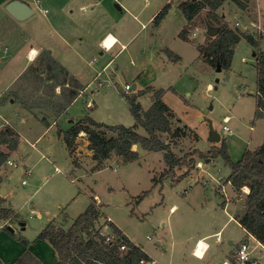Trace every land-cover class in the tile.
<instances>
[{
	"label": "rangeland",
	"instance_id": "rangeland-1",
	"mask_svg": "<svg viewBox=\"0 0 264 264\" xmlns=\"http://www.w3.org/2000/svg\"><path fill=\"white\" fill-rule=\"evenodd\" d=\"M12 1L0 0V132L11 127L19 133L20 142L8 159L17 166L5 162L0 169V206L15 213L12 219L0 220L3 264L16 261L26 250L23 240L31 242L29 250L43 264H58L54 247L49 241L37 240L38 236L50 222L69 228L94 196L101 207L97 227L102 225L105 230V225L111 226L109 219L149 254L151 264H223L231 261L243 243L248 244L251 261L264 264V248L234 219L243 208L246 192L237 194L227 183L231 164L222 155L209 161L198 157L200 152L221 146L222 141H212V131L225 140L231 163L264 144V113L257 115L254 55L264 52V39L254 46L243 38L235 47L231 66L219 71L205 62L199 50L216 38L217 32H210L219 27L207 22L208 10L188 26V39L180 36L188 25L179 8L186 0H20L34 10L23 21L7 12ZM167 4L171 5L167 15L156 25L154 18ZM218 15L233 30L245 32L236 22L250 25L259 15L264 27V0H252L246 10L226 2ZM118 29L128 38L123 41L125 48L119 43L104 52L93 44L101 32L117 33ZM5 33L15 34L14 40L5 42ZM112 42L110 37L106 45ZM31 47L53 50L83 86L61 117L51 109L25 106L24 102L33 104L46 95L58 96L62 90L46 83L50 72L44 71V51L23 72ZM19 72L23 78L14 84L12 78ZM126 85L131 87V96L148 88L163 89L164 102L177 115L175 126L198 135L196 142L190 137L163 136L179 156L192 154L200 161L195 168L175 169V177L190 171L180 182L173 183L171 178L153 181L167 168L164 154L139 147L137 161L124 164L113 157L103 169H96L85 134L76 141L74 158L80 166L73 164L60 135L73 121L90 116L107 125H136L130 104L122 96ZM137 100L148 110L152 92ZM224 125L231 132L224 131ZM138 132L145 135L141 127ZM0 149L9 152L5 145ZM27 170L32 171L30 176ZM23 180L27 183L22 184ZM199 239L209 244L206 253L204 241L195 247ZM194 247L195 254L203 258L192 254Z\"/></svg>",
	"mask_w": 264,
	"mask_h": 264
},
{
	"label": "trees",
	"instance_id": "trees-1",
	"mask_svg": "<svg viewBox=\"0 0 264 264\" xmlns=\"http://www.w3.org/2000/svg\"><path fill=\"white\" fill-rule=\"evenodd\" d=\"M252 0H186L180 3L179 8L188 22L180 36L188 39L189 27L195 19L204 11H209L207 18L209 23L218 24L216 38L199 47L200 53L205 62L219 71L231 66L235 47L245 38L254 46L259 44L249 34L243 31L233 30L218 15L219 9L226 3H233L238 9L246 10ZM170 4H167L161 12L154 18L153 22L159 25L161 20L167 15ZM211 19V20H209ZM208 23V24H209ZM189 26V27H188ZM47 70L50 72L46 78L50 81L47 85L62 88L60 94L46 95L36 103L24 102L29 109L41 108L51 109L55 116L61 117L66 114L69 107L80 95L83 86L79 81L71 76L68 71L59 65L49 52L45 53ZM257 57V115L261 114L260 108H264V52H256ZM62 77L61 81H57ZM54 89V88H53ZM152 92V105L148 110H144L138 102V96ZM133 95V94H132ZM57 96V99H54ZM123 98L130 104V110L135 118L136 125L126 127L121 124L107 125L96 121L90 116H85L72 124L71 128L63 133V139L70 153L75 166L80 163L74 158L76 141L81 133H85L89 142V150L92 151V159L96 161V169H103L105 162L113 157L120 158L124 164L135 162L140 155L134 147L137 146L147 152H163L164 162L167 168L162 172L161 178H153L159 182L166 178H171L173 183L180 182L189 176V170L180 177H175V169L184 167L195 168L199 164V159L211 160L219 155L231 164L232 172L227 178V183L231 184L234 191L240 194L243 188H249L246 194L243 208L238 211L234 219L264 246V144L254 151H247L238 163H231L227 152L225 140H221V146L208 152L198 153L197 159L192 154L179 156L172 148V144L163 139L164 135L174 137H190L195 142L199 137L197 134H188L187 127H176L177 115L171 107L164 102V90H153L148 88L139 91L137 94L123 92ZM6 101V99H5ZM4 102V101H3ZM176 120V123H175ZM141 127L145 130V135L138 132ZM20 142L19 134L11 127H6L0 132V145L7 146L9 152L0 149V169L8 161L10 153L18 149ZM191 170V169H190ZM141 198V197H140ZM101 215V207L95 197L84 213L75 219L69 228H64L54 222H50L40 233L37 240L49 241L58 255V264H141V260L150 262V256L142 248L133 243L116 225L109 222L113 239L109 242L106 237L100 234L101 227H97ZM15 217L12 209L0 206V220H9ZM13 232V230L9 229ZM26 250L20 257L10 264H43L30 250V243L23 240ZM125 246V250L121 247ZM231 264H238L235 255L230 258ZM0 264L3 262L0 260ZM246 264H259L249 261Z\"/></svg>",
	"mask_w": 264,
	"mask_h": 264
},
{
	"label": "built area",
	"instance_id": "built-area-1",
	"mask_svg": "<svg viewBox=\"0 0 264 264\" xmlns=\"http://www.w3.org/2000/svg\"><path fill=\"white\" fill-rule=\"evenodd\" d=\"M38 4H40L41 2L40 1H37ZM236 26L237 27H243L244 31L246 33H248L249 35H251L252 37H254V39L258 42H261L263 39H264V27H263V24H262V19H261V16L259 15L258 16V19L257 21L255 22H251L250 25H242V23L240 21L236 22ZM253 31H252V30ZM109 36H106L102 41H101V45L103 47V49H105L106 51H110L112 49V47L114 46L115 44V41L112 42L110 45H106V41L108 40ZM131 90V87L129 85H126L125 87V91L126 93H128L129 91ZM258 92H257V96H258ZM261 112L264 113V108H260ZM228 120L229 118L226 117L224 122L225 123H228ZM224 131H228V132H231V130L229 129L228 126L224 125L223 127ZM7 164L10 165V166H17L15 162L11 161V160H8L7 161ZM199 166V165H198ZM201 167V166H200ZM32 173L31 170H27L25 172L26 176H30ZM27 181L26 180H23L22 184H26ZM246 188V187H245ZM243 188V189H245ZM109 222H111L109 219H107ZM108 225H105V230L104 229H101L100 230V234L101 235H104L106 237V241L109 242L113 239V235H109V233H107V229H108ZM103 228V227H102ZM253 237V236H252ZM254 238V237H253ZM197 246V245H196ZM125 246H122L121 247V250H125ZM194 256L198 257L195 252H193ZM235 259L237 261L238 264H246L247 262L251 261L250 259V252H249V247H248V244L247 243H243L241 244L237 250L235 251ZM141 264H147L148 262H146L145 260H141L140 262Z\"/></svg>",
	"mask_w": 264,
	"mask_h": 264
},
{
	"label": "crops",
	"instance_id": "crops-1",
	"mask_svg": "<svg viewBox=\"0 0 264 264\" xmlns=\"http://www.w3.org/2000/svg\"><path fill=\"white\" fill-rule=\"evenodd\" d=\"M20 1V0H19ZM8 5V4H7ZM8 12V11H7ZM11 15V14H10ZM12 16V15H11ZM17 20V19H16ZM124 34H123V31H122V29H118L117 30V33H112V32H107V33H104V32H101L100 34H99V36H98V38H97V40H92V42H93V44L94 43H96V45H98V47L100 48V49H102L104 52H108V51H106L105 49H103V47H102V45H101V41L106 37V36H109V38L110 37H112L113 38V42L115 41V44H114V46L115 45H118L119 43H121V45H122V48H125L126 47V44L123 42L124 40H128V38L127 37H125V36H123ZM14 38H15V34H13V33H9V34H7L6 35V33H5V35H4V38H3V40H5V42H10V40H14ZM108 38V39H109ZM108 41V40H107ZM113 46V47H114ZM83 47H84V45H83ZM112 47V48H113ZM122 48L120 49V52H121V50H122ZM45 52V53H47V52H49V54H50V56H52V58H54L55 60H56V62L59 64V65H61L62 67H64L67 71H68V69L65 67V66H67L66 64H61L60 63V58H57L55 55H54V52H53V50H47V48H45V50H38L37 48H35V47H31L28 51H27V53H26V57H27V63H26V65L24 66V69H23V72L24 71H26V69L27 68H29L30 66H32V64H34L37 60H38V58H39V56H40V54H42V52ZM81 52H82V50H80V48H79V50H78V52H77V54H80L81 55ZM83 53V52H82ZM100 53V55H105V54H103V52L102 51H100L99 52ZM255 55V54H254ZM91 63L93 64L94 63V61H91ZM107 65H104L103 66V69L106 67ZM68 73L70 74V72L68 71ZM22 72H19V74H17L16 76H14V78H12V82L15 84V82H18L21 78H23L22 77ZM71 76H73V77H75L74 75H72V74H70ZM76 78V77H75ZM209 87L210 88H212V86L211 85H209ZM132 89H133V87H132ZM75 102V101H74ZM72 123H75L74 121L72 122ZM18 133V132H17ZM19 134V133H18ZM81 134H85V133H81ZM80 134V135H81ZM60 135H62V134H60ZM86 135V134H85ZM63 136V135H62ZM88 141V140H87ZM89 143V142H88ZM18 150V149H17ZM16 150V151H17ZM134 150H137V146H135V149ZM15 152V151H14ZM14 152H12V153H14ZM90 156V155H89ZM58 171H59V169H58ZM32 174V173H31ZM245 190V195L246 194H248L249 193V188H245L244 189ZM95 198H96V196H94ZM233 217L231 216V219H232ZM237 221V220H236ZM238 222V221H237ZM256 240V239H255ZM200 241H204V239H199L197 242H196V245L198 244V242H200ZM205 242V241H204ZM206 243V245H207V248L205 249V253L207 252V249H208V246H209V244L207 243V242H205ZM231 244H232V242H230ZM159 244V243H158ZM196 245H195V247H196ZM259 245L260 246H262L261 245V243L259 242ZM195 247L193 248V250H192V254H193V252H194V249H195ZM263 248H264V246H262ZM144 251V250H143ZM145 252V251H144ZM146 253V252H145ZM205 253H204V255H205ZM235 254V253H234ZM149 255V254H148ZM194 255V254H193ZM203 255V256H204ZM196 257V256H195ZM151 258V257H150ZM197 258H199V259H201V258H203V257H197ZM151 263H153V259L151 258V261L150 262H148L147 264H151ZM224 263H227V264H230V262H228V261H225Z\"/></svg>",
	"mask_w": 264,
	"mask_h": 264
},
{
	"label": "water",
	"instance_id": "water-1",
	"mask_svg": "<svg viewBox=\"0 0 264 264\" xmlns=\"http://www.w3.org/2000/svg\"><path fill=\"white\" fill-rule=\"evenodd\" d=\"M6 9L9 14H11L15 19L19 21L26 20L27 18H29L30 16L34 14V10L32 8H30L27 4L19 0L10 2L7 5ZM216 32L217 30H214V31H211L210 34L215 35ZM133 89H135V86H133ZM212 141L215 143L221 142V136L215 131H212Z\"/></svg>",
	"mask_w": 264,
	"mask_h": 264
},
{
	"label": "bare ground",
	"instance_id": "bare-ground-1",
	"mask_svg": "<svg viewBox=\"0 0 264 264\" xmlns=\"http://www.w3.org/2000/svg\"><path fill=\"white\" fill-rule=\"evenodd\" d=\"M106 42H107V41H106ZM106 42H105V43H106ZM223 264H227V263H223Z\"/></svg>",
	"mask_w": 264,
	"mask_h": 264
}]
</instances>
